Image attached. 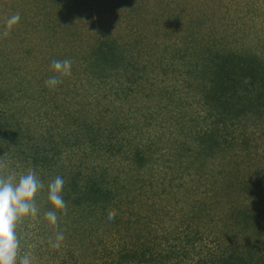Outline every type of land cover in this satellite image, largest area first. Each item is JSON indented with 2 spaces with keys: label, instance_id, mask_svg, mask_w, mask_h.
I'll list each match as a JSON object with an SVG mask.
<instances>
[{
  "label": "trees",
  "instance_id": "trees-1",
  "mask_svg": "<svg viewBox=\"0 0 264 264\" xmlns=\"http://www.w3.org/2000/svg\"><path fill=\"white\" fill-rule=\"evenodd\" d=\"M77 1L35 0V10L27 7L20 14L24 22L33 18L25 23L28 35L23 29L15 46L8 37L0 39V156L8 155L9 168L17 175L31 168L45 184L36 197L39 214L18 225L20 254L28 252L46 264H264V175L256 169L254 179L246 178L237 167L239 162L252 163L257 138L264 141V36H250L244 21L237 29L221 30L216 23L201 31L203 24L194 18L176 30L173 22L181 18L182 9H169L174 20L166 24L157 21L164 14L158 5L151 17L158 22L153 41L143 46L151 49L160 42L161 56L151 67L147 59L139 67L135 53L133 58L128 55L114 37L93 44L82 36L63 38L70 28L67 21L76 20L70 14ZM214 1L212 13L223 20L229 0L209 3ZM203 2L208 4H193ZM240 4L248 14H264V0ZM31 31L37 33L40 50L34 49L37 41L28 39L34 40ZM139 43L133 44L139 49L136 55ZM25 55L33 63L21 69L17 60ZM64 59L72 61L71 75L55 88L46 87L54 74L52 61ZM171 71L202 110L200 118L182 113L187 99L178 100L175 83L160 86L164 80L158 73ZM174 105L173 118L183 123L179 135L166 147L157 136L144 144V131ZM133 110L142 121L134 135ZM239 150L245 152L233 169H208L210 158L238 156ZM170 154L182 158L180 165L187 164L180 173L157 171V176L150 160L160 159V168ZM184 170L196 174L189 181L204 186V197L189 186L181 199L175 198L179 194L173 181ZM57 176L65 181L62 195L67 204L66 214L58 212V227L44 218L52 208L47 184ZM222 191L232 218L223 226L217 224L212 206L219 205L215 197ZM171 202L179 204L169 209ZM110 210L117 213L113 221L107 219ZM57 231L65 239L53 249L49 238L54 240ZM37 235L44 241L38 243Z\"/></svg>",
  "mask_w": 264,
  "mask_h": 264
},
{
  "label": "rangeland",
  "instance_id": "rangeland-1",
  "mask_svg": "<svg viewBox=\"0 0 264 264\" xmlns=\"http://www.w3.org/2000/svg\"><path fill=\"white\" fill-rule=\"evenodd\" d=\"M32 1V2H31ZM192 1V4L190 3ZM194 0H131L130 2L125 1V3L120 4L118 1L116 2L115 0H78L77 7L75 13L73 12L72 16H75L76 20L72 21H67L69 24L70 28L66 29V34L67 36L64 35L63 38L65 39H73L77 38V36H82L88 44H93L96 39H100L102 37H114L117 39L118 43H123L124 46L128 49L126 52L128 55H130L133 58V53H135L136 60L138 61V66L142 67V63H144V60L148 62V68L151 67L152 65L155 64V60L158 59L161 56V44H155L154 48H146L143 46V43H147L148 41H153L152 36H153V30L155 27L158 25V22H152L151 17L153 16V13H155L157 10H159L158 5L164 9V14L160 16V18L157 20L159 22H164L167 24L169 21L174 20L173 16L170 18V13L169 9H182L183 14H181V18L177 19L175 18L173 23L175 24L174 29L179 30L183 27H186V25H190L191 23H194V18L199 19L201 22L200 26L201 31L208 30L213 24H216L218 26H221L220 29L223 30H230L231 28H239L240 22L244 21L246 23L245 28H248V32H250L251 35L255 34H260L261 36H264V14L262 15H256V14H248L246 13V9L242 10L240 8L241 0H229L230 6L229 8L227 6H224L227 10L226 12V18L223 20H220V17L218 14H213V9L217 5V1L209 3L210 0H208V4L211 5V7H207L208 4L204 5L203 4H193ZM223 1V0H221ZM221 1L218 2L221 4ZM31 2V3H30ZM35 0H0V23L3 24L6 17L8 15L15 14L19 12L20 14H23V11L27 9V7L35 10V6L33 3ZM45 2V1H44ZM258 2V1H257ZM169 3V4H168ZM263 5V4H261ZM237 7V8H233ZM224 8H221L224 10ZM55 12V8L53 7V13ZM172 14V13H171ZM204 15V16H203ZM211 15V16H210ZM213 15V16H212ZM242 16L241 19H238L235 16ZM196 16V17H195ZM21 19L19 23L15 26L16 28L19 29H14L11 31L10 35L8 36V39L14 40V46L16 45L15 41L19 40L24 33L22 31L23 29H26L27 31L24 33L25 35H28L30 28L26 26L25 23H28L31 21L33 18L28 17L25 22H24V17L20 15ZM35 18V17H34ZM45 20V17H43ZM170 19V20H169ZM179 22H178V21ZM223 21V22H221ZM42 22L47 23L46 20ZM219 22V23H218ZM237 22V23H236ZM190 23V24H189ZM231 26V27H230ZM224 27V28H223ZM28 28V29H27ZM163 28V27H162ZM259 29V30H258ZM32 30V29H31ZM33 32V33H32ZM162 34V31H160ZM33 39L32 40L30 37L28 39L31 40V42L37 41V43H34L35 45V51L40 50V44L38 42V39L36 38L37 33L35 31H31ZM70 33V34H69ZM249 36V37H250ZM151 38V39H150ZM139 43V46L141 50L139 51V54L136 55L137 51L139 49H134L133 44ZM235 43V42H234ZM235 45V44H234ZM39 46V47H38ZM53 53L56 52V48L54 45H52ZM55 50V51H54ZM56 57V56H55ZM133 61V60H132ZM165 62V61H164ZM33 61H29V58L27 59L26 55L23 56V58L19 61L17 60V65L22 69L29 68L32 65ZM173 63H176L175 60H173ZM179 63V67L181 68V62ZM172 66V65H171ZM156 68V67H155ZM158 68V67H157ZM156 68V69H157ZM159 74V79L164 80L160 84L161 85H177L179 91H178V96H179V101H184L187 99L186 105H182V113H186V115L194 116L200 118L203 115L202 110H199L196 108L193 97L191 96V93L186 91V89L183 87V82L180 76L178 77L176 73L173 71L168 72V74L162 75L160 72ZM71 82V81H70ZM144 83V82H143ZM73 83H70V85ZM144 85L147 86V83H144ZM113 90L111 89L109 94H112ZM173 97L176 99V94H173ZM147 104V102H146ZM128 107L126 106L124 108ZM178 109L180 107L178 106ZM176 111V105L171 109L170 107H167V109L158 114L156 117L155 122L151 124V126L144 131L143 135V141L144 144L148 143L151 139V141H155L154 139L156 136L161 140V144L164 145L165 147L167 145H170L172 141H169L170 138H173L176 135H179V130L178 128L180 125H183V123L178 122L173 118L174 114ZM187 116V117H188ZM186 117V118H187ZM173 118V119H172ZM185 118V119H186ZM58 119V118H57ZM141 118L136 110H133V135L135 132V128L140 127L141 128ZM130 131V130H129ZM128 132V131H127ZM238 132V131H236ZM259 137V135H258ZM142 141V142H143ZM150 141V142H151ZM136 141L133 139V144H135ZM257 148H253L252 150V155H255V158L252 160V163L247 164L246 162H239L238 168H244L243 170L241 169V175L244 174V177L254 179L255 177V170L256 169H261L262 174L264 175V141L261 142L260 138H257ZM154 147L155 146L154 144ZM251 149V148H250ZM244 150H239L238 156H231V154H226L224 157L216 156L212 157L209 160H207L209 167L208 169L212 170H217L221 169L222 167L224 170H230L236 167L235 160L238 162L240 160V157H242ZM156 154H154L152 157H154ZM7 154H4L0 156V158H3L2 163L5 165V173L7 172H13L12 168H9L10 164V159H7ZM166 159L164 162H162V166L158 168L156 163L160 159L156 161L157 158H152L149 162V166L152 167V171L155 172V174L159 172H164V173H180L182 170L181 166H184L185 163L184 161H181L180 165V160L182 159H175V155L170 154L169 156L165 155ZM163 161V159H162ZM259 161L260 163L254 165L253 162ZM260 168H259V167ZM119 167V166H118ZM177 167H181L180 169L177 170ZM258 167V168H257ZM174 168V169H173ZM192 170V168H191ZM260 172V170H259ZM196 174L193 173L192 171L187 173V171H183L181 174V177H178V179H174V183H176L174 186L176 194L175 198L179 197L181 199V196L185 189L188 188L189 186H192L191 189L194 187L195 189L197 188V197L198 195H202L204 197L202 192V189L204 190V186L199 185V181L194 180V181H189L191 177H195ZM196 184V185H195ZM217 187V186H216ZM218 189V187H217ZM174 190V191H175ZM206 192V191H204ZM210 192V191H209ZM221 196L215 197V199L219 198L220 203L218 206H213V211L215 217H216V222L218 225H224L225 223H231V216H229V210H228V205L229 201L227 200L228 197L223 195V191L220 192ZM210 193L206 194V197ZM264 194V191H263ZM171 194L170 198H172ZM174 199V198H173ZM213 200V198H212ZM222 201V204H221ZM249 200L247 199V202ZM178 203H173L174 206H177ZM170 206L169 209H174V206L172 205V202L168 204ZM264 233V232H263ZM36 235V234H35ZM36 240L39 242H43V237L41 235L36 236ZM48 247V245H47ZM32 261L33 264H46L45 261H37V256L35 257V260L33 257ZM54 260H51L47 262V264H53Z\"/></svg>",
  "mask_w": 264,
  "mask_h": 264
},
{
  "label": "clouds",
  "instance_id": "clouds-1",
  "mask_svg": "<svg viewBox=\"0 0 264 264\" xmlns=\"http://www.w3.org/2000/svg\"><path fill=\"white\" fill-rule=\"evenodd\" d=\"M20 19L19 12L6 17L0 29V39L7 38ZM50 68L54 74L45 81V86L55 88L62 83L63 77L71 75L72 61L54 60ZM2 160L0 158V264H33L30 253L20 254L21 237L17 228L26 218H35L39 214L36 197L45 188V184L31 168L19 175L15 172L5 173ZM64 183V179L57 176L47 184V200L52 208L44 213V218L50 225L57 227L58 212H67V204L62 195ZM116 215L115 210H110L107 219L113 221ZM64 239V233L57 231L54 240L49 238V244L53 249H58Z\"/></svg>",
  "mask_w": 264,
  "mask_h": 264
}]
</instances>
